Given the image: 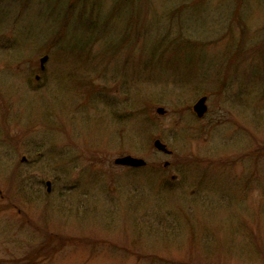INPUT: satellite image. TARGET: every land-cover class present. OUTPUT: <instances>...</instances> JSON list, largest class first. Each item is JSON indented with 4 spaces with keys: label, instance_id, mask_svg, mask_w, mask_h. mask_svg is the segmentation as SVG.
I'll list each match as a JSON object with an SVG mask.
<instances>
[{
    "label": "rangeland",
    "instance_id": "obj_1",
    "mask_svg": "<svg viewBox=\"0 0 264 264\" xmlns=\"http://www.w3.org/2000/svg\"><path fill=\"white\" fill-rule=\"evenodd\" d=\"M0 264H264V0H0Z\"/></svg>",
    "mask_w": 264,
    "mask_h": 264
},
{
    "label": "water",
    "instance_id": "obj_2",
    "mask_svg": "<svg viewBox=\"0 0 264 264\" xmlns=\"http://www.w3.org/2000/svg\"><path fill=\"white\" fill-rule=\"evenodd\" d=\"M48 60V56H44L41 59V63H42V67L45 63V61ZM206 97L201 98L194 106L195 111L198 113L199 116L204 115V113L207 111V105H206ZM158 113L160 114H164L165 113V109L160 107L158 108ZM155 146L160 149V150H165V146L160 142V141H156ZM117 164H126V165H141L144 163V161L142 160H135L134 158H132L131 156H126L123 158H119L116 160ZM48 185V190L50 191L51 189V182H47Z\"/></svg>",
    "mask_w": 264,
    "mask_h": 264
}]
</instances>
